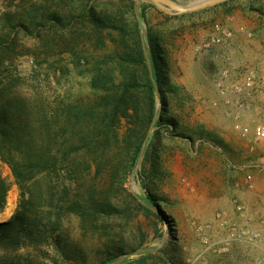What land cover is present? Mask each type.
<instances>
[{"label":"trees","instance_id":"1","mask_svg":"<svg viewBox=\"0 0 264 264\" xmlns=\"http://www.w3.org/2000/svg\"><path fill=\"white\" fill-rule=\"evenodd\" d=\"M30 1L27 7L18 6L22 11L5 12L0 26V161L9 166L20 188L17 210L0 222V264H44L45 260L55 264L70 258L59 233L67 214L77 216L83 233L97 232L104 218L130 208L152 214L125 184L156 114V92L161 93L166 63L156 39L142 35L134 0H77L76 12L66 16L50 8L39 12ZM146 6L153 5H141L145 22ZM104 32L115 34L114 47L107 53L102 50ZM20 35L38 38L45 56L34 48L20 51L19 46H24L17 43ZM82 39L93 50L78 47ZM57 45L59 55L48 67L65 64L54 68L53 75L56 70L67 74L69 65L78 75L89 74L98 93L93 99L68 100L50 92L51 71L40 68ZM29 53L37 67L23 72L15 61ZM161 102L165 110L163 97ZM162 114L156 125L167 122ZM105 163L115 164L105 171ZM107 176L110 182L100 184ZM141 181L148 199L158 207ZM7 191L0 173V212ZM136 228L141 246L145 233L141 225ZM122 251L123 247L114 253L107 248L100 255L111 261ZM147 255L133 261L148 264Z\"/></svg>","mask_w":264,"mask_h":264},{"label":"rangeland","instance_id":"2","mask_svg":"<svg viewBox=\"0 0 264 264\" xmlns=\"http://www.w3.org/2000/svg\"><path fill=\"white\" fill-rule=\"evenodd\" d=\"M65 1L64 4L59 0L30 2L35 3L39 12L44 8H50L63 16L76 12L77 0ZM175 1L188 4L195 0ZM28 3L29 0H0V26L5 12L21 10L18 6L22 4L27 7ZM144 3L149 4L141 2L138 10L143 36L149 33L156 39L166 63L161 93L156 92V114L160 117L163 112L162 117L167 122L160 126L156 125L159 117L155 121L134 177L132 179L131 171L125 186L152 214L137 213L134 208H130L122 214L104 218L102 226L93 233L81 231L76 215L63 216L59 233L71 257L60 258L55 264H111L123 254L148 248L153 250L128 255L114 264H137L133 259L148 253V264H257L255 259L259 251L248 246L236 247L221 256L204 252L195 225L208 222L219 208L228 204L235 180L250 173L257 184V178L264 177V168L260 169L257 165L261 163L260 148L250 149L233 130L228 108L224 104L214 103L217 98L214 80L218 69L225 66L232 69L227 49L233 46L235 40L252 41L257 35L264 36V0H228L225 4L184 14H171L155 6H146L143 9L146 22L140 17L141 5ZM216 24L234 30L231 44H212L204 50H197V44L214 31ZM104 34L106 46L102 50L107 53L114 47L115 34ZM84 40L79 42L78 47L93 50ZM17 43L24 45L19 46L20 51H24L25 47L34 48L42 58L45 56V48L38 38L20 35ZM59 51V46H55L52 53L49 52L51 56L48 62L40 68L51 71L50 92L55 91L68 100L93 99L98 93L91 87L89 74L78 75L69 65L67 74L61 75L56 70L53 75L54 68L65 64L64 61L48 67L58 57ZM15 64L23 72L37 67L31 53L19 56ZM246 70L235 71L232 80H239ZM255 95L256 92L253 93ZM161 97L166 101L165 110ZM260 104L261 100L251 102L250 121L264 115V106ZM113 164L105 163V171ZM94 172L93 167L92 175ZM0 173L8 185L6 204L0 212L2 222L10 219L17 210L20 188L9 166L2 161ZM141 180L146 183L158 207L148 199ZM109 182V177L103 178L100 184ZM154 207L161 214L156 213L152 209ZM137 225H141L145 233V242L141 246L137 245ZM120 247H123V251L114 260L104 261L100 255L107 248L114 253ZM44 264L52 262L45 260Z\"/></svg>","mask_w":264,"mask_h":264},{"label":"built area","instance_id":"3","mask_svg":"<svg viewBox=\"0 0 264 264\" xmlns=\"http://www.w3.org/2000/svg\"><path fill=\"white\" fill-rule=\"evenodd\" d=\"M233 36L234 30L231 27L216 24L214 31L197 44L196 48L201 51L212 44H231ZM242 73L239 80L233 81L234 73L230 67L218 69L214 80L217 93L214 103L224 104L228 108L227 114L232 120L233 130L250 149L260 148L261 163L257 165L261 169L264 168V115L259 116L252 124L243 122L259 80L252 70ZM256 187V179L250 173L235 180L228 204L219 208L208 222L195 225L204 252L221 256L227 255L236 247L248 246L259 251L256 263L264 264V209L246 199V194L255 193Z\"/></svg>","mask_w":264,"mask_h":264},{"label":"crops","instance_id":"4","mask_svg":"<svg viewBox=\"0 0 264 264\" xmlns=\"http://www.w3.org/2000/svg\"><path fill=\"white\" fill-rule=\"evenodd\" d=\"M262 42H264V36L259 35L252 41L235 40L233 46L227 49V58L230 60L234 75L235 71H241L244 68H247V70L253 69L256 72L259 82L255 86L254 92H256V95L253 96L251 102L261 100L260 105L264 106V49L262 48ZM251 112L250 107L245 111L243 118L245 124H252V121H250ZM257 182L259 184L257 183L256 192H248L246 199L247 202H253V204L264 209V177L262 179L257 178Z\"/></svg>","mask_w":264,"mask_h":264},{"label":"water","instance_id":"5","mask_svg":"<svg viewBox=\"0 0 264 264\" xmlns=\"http://www.w3.org/2000/svg\"><path fill=\"white\" fill-rule=\"evenodd\" d=\"M225 1H228V0H195V1H191L189 2L188 4H182V3H178L176 2L175 0H136L135 1V12H136V15L138 17V10H139V4L141 2H146V3H149L157 8H159L160 10L162 11H165L167 13H171V14H184V13H191V12H195V11H199V10H203V9H206L210 6H214V5H218V4H221ZM142 35H143V32H142ZM146 61H147V65L150 69V60H149V57H148V54L146 53ZM159 117V114L157 113L146 134H145V137L143 139V142H142V145H141V149H140V153H139V157L137 159V163L135 165V167L133 168L132 170V179L134 177V174L138 168V165L141 161V157H142V154H143V151L145 149V146H146V142H147V139L151 133V130H152V127L155 123V121L158 119ZM156 213L158 214H161L160 210L158 208H152ZM153 249L152 248H148V249H142V250H137V251H133L132 253H129V254H123L122 256H120L118 259H116L114 262H112L111 264H114V263H118L120 261H122L125 257H127L128 255H136V254H140V253H143V252H147V251H152Z\"/></svg>","mask_w":264,"mask_h":264}]
</instances>
